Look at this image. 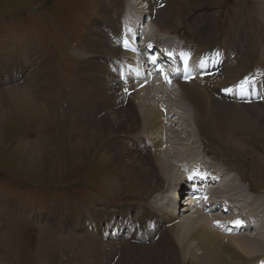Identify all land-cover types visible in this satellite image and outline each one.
Here are the masks:
<instances>
[{
	"label": "rangeland",
	"instance_id": "obj_1",
	"mask_svg": "<svg viewBox=\"0 0 264 264\" xmlns=\"http://www.w3.org/2000/svg\"><path fill=\"white\" fill-rule=\"evenodd\" d=\"M107 1L109 0H0V75L5 77L10 75L7 70L18 68L19 65L25 66L19 67L24 73L19 74L18 78L12 75L7 85L0 86V264H94L95 259L96 264H118V259L122 256H115V253L110 255L109 250L106 251L107 244L117 245L119 241L126 240L119 244L122 252L123 248L133 247L137 242L149 247L162 239L164 223L160 226L154 221H148L146 225V221L141 218L145 214L139 212L138 207L164 208L161 199L167 200L166 191L171 188L167 178L162 177V181L149 185L143 176V168L148 170L149 178L151 159L143 162L136 159L135 162L140 165L135 166L131 164L130 157L125 156L121 160L116 149L108 145V141L114 137L110 132L111 128L106 129V134L110 136L105 138L97 125L85 132L83 124L78 122V108L73 96L78 78H82L78 72L88 68L82 64L81 58L89 49L88 38L105 37L110 38L111 42L116 39L111 29L107 33L104 26L106 24L98 21L102 5ZM123 2L131 7L120 8L119 27L123 22H130L132 16L133 20L138 19L137 6L144 5V0H140V4L136 0H113L111 3L115 6V3ZM149 3L155 8L156 3L152 0ZM168 4L173 11L170 31L176 21L187 18V23H190L196 16H201L202 32L193 40L195 53L201 50L215 51L219 47L225 49H220L222 53H227L224 47L232 31L236 29L238 32L236 42H241V38H246L245 34L247 35L244 46L238 47L241 61L235 65L239 73L237 82L234 86L216 87L219 94L225 93L228 87L233 91L237 86H245L246 81H249L250 87H258L261 80L259 75L264 76V8L260 6L259 0H168ZM132 7L136 15L132 13ZM31 50L36 51L37 55L34 56ZM5 53L6 57L3 56ZM198 54L201 58V53ZM18 56L24 58L19 59ZM222 58L223 61L218 60L219 68L225 61V57ZM5 60L9 62L4 63ZM119 61L120 59L113 61L114 67L122 66ZM114 67L105 71L94 64L87 70H99L102 74L109 75ZM194 70L199 71L197 67ZM249 70L251 71L245 74ZM102 74L93 79L88 78L87 81L105 86ZM109 78L113 81V77ZM209 78L221 79L218 76ZM113 88L112 86L109 97L113 94ZM171 91L173 94L178 93L176 88ZM123 92L127 96V90ZM95 95L96 92H87L88 104L97 106L103 102L102 98ZM256 95H261L260 90ZM234 98L236 97L233 96L232 99ZM67 100L72 101L71 106L66 107L72 111V117H62L58 112L65 110L59 106ZM114 102L111 103L110 114L112 110L119 108ZM131 103L130 106L135 105L132 101ZM125 104H121V107L130 109ZM167 104L170 106V102ZM97 109L91 107L88 118ZM135 113L139 116L137 111ZM110 116L113 118V115ZM172 120L170 131L163 137L164 140L171 134L172 137L176 135L172 139H175L177 145L173 143L171 147L178 148L180 152L187 149L186 152L193 153L195 158L197 149L206 146L201 141L202 138L208 139L211 145L209 150L212 151L204 153L212 155L206 156L208 167L222 165L219 168L226 171V177L235 171L230 177L236 178V185L241 188V192L247 196H255L246 193L241 185L244 182L245 187H250V191L264 198V138L252 132L238 131L232 133L231 145L224 144L215 131L199 136L192 119L188 125L174 121V117ZM139 126L135 133H141L143 123L140 122L137 127ZM65 130L66 133L62 135ZM126 132L124 134H134V129ZM218 133L224 134L222 131ZM141 147L145 150L143 145ZM145 151L154 152L155 149L151 144ZM222 153L229 159H224ZM169 161L175 165L173 173L176 170L178 172V163L183 161V157H174L173 161ZM239 177L242 178L241 181ZM181 179V174L180 177L176 176L173 184H179ZM223 187L216 190V194L224 190L225 186ZM175 192L176 190L170 192L172 195L169 201ZM153 194V200L148 203ZM185 197L186 194L182 198V204L187 208L191 197ZM223 205L220 204L219 210L225 212L227 208L222 207ZM195 209L193 212L189 208L188 212L176 217L174 222L178 218L182 221L192 219L197 211L204 213L196 207ZM263 209L261 207V212H264ZM122 212L126 213L120 215ZM116 213L117 216L113 217ZM93 216L108 218L105 221H95ZM111 217L112 220H124L116 221L122 229L121 233L116 234L117 237L111 236L113 230L110 233ZM168 217L169 215L166 219ZM90 218L92 227L95 226L94 231L84 230L83 224L79 228V223L90 221ZM127 219L143 221V227L139 223L133 228V224ZM154 225H157L158 230H155ZM212 228L217 229L213 225ZM123 229L127 232H123ZM132 233L137 234L134 238L137 242L127 245L126 242L133 238ZM91 234H94V239L88 240L87 246L86 235ZM259 234L256 232L252 236ZM128 236L131 237L126 239ZM162 247L169 249L165 245ZM131 263L133 262L129 259V264ZM173 264L196 263L177 254Z\"/></svg>",
	"mask_w": 264,
	"mask_h": 264
},
{
	"label": "bare ground",
	"instance_id": "obj_2",
	"mask_svg": "<svg viewBox=\"0 0 264 264\" xmlns=\"http://www.w3.org/2000/svg\"><path fill=\"white\" fill-rule=\"evenodd\" d=\"M139 1L140 0H136L138 4H140ZM111 2H113V0H109L102 5V12L100 13L98 21L99 23L106 24L104 25L105 29H111L112 34L116 39L111 42L110 38L106 39L105 37L88 38L89 49L81 56L83 59L82 64L88 68L93 67L94 64H98L101 69H105L106 71L108 68L114 67V60L120 59L119 63H123L130 54V50L124 44L123 37L119 33L121 27L118 26L120 8L122 6L126 8L127 5L126 3L124 4V2L123 4L115 3V6L117 7L116 10V7L113 6ZM144 3L149 7H144V5L137 6L138 13L142 16H148V12L150 11V14L153 13L155 8L149 3V0H144ZM259 4L264 8V0H259ZM262 14L264 15V12ZM172 19L173 11L169 8L168 0H165V5L163 7L160 6V10H158L154 29L159 31V33L161 32L164 36L169 35L171 32L169 30L170 25L173 22ZM164 30L165 32H162ZM244 32L247 33V31ZM139 34L142 35L141 32H139ZM245 36L247 38L246 34ZM229 37L230 38H228L227 44L224 47L227 49V53L221 52L220 49H222V47L216 48L215 51L211 50L206 52L201 50L197 53H193L194 61L189 63L190 68L192 69L191 76L193 78L189 83H173L176 85V91L178 93H169L171 99L168 102H170V106H168L167 102H162V106L165 110L162 112L167 113V115L170 116V123L173 121V117L175 118L174 121L183 124L187 123V125L190 122V119H192L195 129L198 130L199 136L203 137L205 133L215 131L217 133L216 136L222 138L224 144L231 145V137L238 131L252 132L257 136L264 138V106L260 104L264 101V76L259 75L261 80L259 81L258 87L252 88L248 84L249 81H246L244 83L245 86H237L234 89L235 91L230 90L231 87H228L225 93H218L216 87L221 85L234 86V83L237 82V76L239 73L238 67L236 66L237 68H235V65L241 61L238 47L244 46V41L246 40V38H241V42H236L238 37L236 29L231 32ZM232 43H234V45H231ZM230 46L232 47L229 48ZM31 52L34 56L37 55L36 51L31 50ZM199 52L201 53V58H199ZM5 55L6 53L3 54V56ZM222 57H225V61L223 64L221 63L222 67L219 68L218 64L220 62H218V60L223 61ZM17 58L22 59L24 57L18 56ZM30 58L31 57H29V59ZM5 62H9V60H5L4 63ZM27 65L28 68H31L30 64ZM19 67L24 68L25 66L19 65ZM19 67L7 70V72L10 71L7 73L10 75L5 77L0 75V86L7 85V82L12 75L18 78L17 76L19 74H23L24 72ZM121 67L122 66L119 65L118 68L117 66L112 68V74L109 75H104V73L102 74L99 70L89 72L87 70L88 68L84 69L82 72H78V75L82 78H78L77 88L75 89L73 96L78 108L77 117L80 119L78 122L83 124L85 132L90 131L92 127L97 125L98 129L100 127L101 130L99 129V131L104 134L105 138H107L106 136H110L109 134H106V129L111 128L110 132L112 133V137H114L108 141V145L116 149L114 150L117 151V155L120 156L121 160H123L125 156L128 158L130 157L131 164L135 166L136 164H139L135 162L136 159L141 160V162L149 161L151 159V162L149 163L151 171L149 178L147 174L148 170L143 168V176L147 179L148 184L151 186L154 183L157 184L163 180L162 177H165L167 178L166 180H168L169 185H171V188L166 191L168 194L167 200L161 199L163 200L162 207L164 208H159L158 206L138 207L139 212L145 214L141 218L146 221V225L148 221H154L153 223L156 222L160 226L164 223L163 227L165 230H162L161 232L162 239L159 237L160 240L157 243L155 242L147 247L142 243L137 244L138 242L136 241V243L134 240L137 234L132 233L131 236H133V238H130L131 236L126 237V239L130 238L126 244L130 245L132 242H135L136 244L133 247L129 246L128 249L123 248L122 252H120L121 248L119 247V244L122 241H126L122 240L119 241L117 245L113 243L107 244L108 247L106 248V251L108 252L109 250L108 253L110 255L115 253V256L116 254L122 256L121 259L119 257L118 264H123L127 257L125 264H129V259L133 262L131 264H173L177 254H182L184 259L188 257L196 264H264V212H261L260 210L261 207H264V198L258 197L257 195H245L241 192V188L236 185V178L234 177L233 179V176L230 177L231 173L233 175L235 171L230 172L229 177H226L227 173L226 175L224 173L226 171L222 169L220 170L222 165L214 167H211V165L208 167V158L204 157L202 160L198 153H196L197 156L195 157L198 162V167L193 169L189 175L190 179L199 176L198 185L192 186L190 179L189 183L183 181L179 182V184H173L176 182V176L180 177V174L177 170L173 173L175 165L169 160L173 161L174 157L181 156L183 157V161L185 160L187 162L186 158L190 155L192 156L193 153L186 152L187 149L184 152H180L178 148L171 147L173 143L176 144L174 142L175 139H172L176 135L173 137L171 135L166 143L161 138L170 131L171 127H166L161 119L162 114L159 111L160 109H155L152 103L155 100L154 91H168V89L165 85L157 84L156 80L152 81L153 90L147 89L146 86L137 90L132 89L122 83V77L119 74ZM195 67H197L199 71H195ZM171 71L173 72V70ZM211 71H219V73H215L213 76H218L221 79L209 77L204 78L203 74ZM250 71L251 70L245 74H248ZM101 74L107 90L101 83H91L87 81L88 78L93 79ZM245 74H243V76ZM109 77H113V81ZM112 86L114 87L113 94L109 97ZM119 87L122 88L120 89ZM124 90H127V96L124 94ZM258 90H260L261 98L256 95ZM86 91L89 93L96 92V95L102 98L103 102H100L97 106L88 104V99L86 100ZM233 96L236 98L232 99ZM256 98H258V100H255ZM114 101H117V103ZM131 101L135 104L134 106H130L132 104ZM112 102L117 104L119 108L112 110V113L110 114L109 111H111L110 107H112ZM125 103H127L130 109L127 107H121V104ZM71 104L72 101L67 100L59 106L65 109L61 110L63 111L62 117H72V111L69 108H66L67 106H71ZM91 107H97L98 109L96 111L94 110L95 113L93 112V116L90 115L92 116L91 118H88V112ZM134 108L137 109L136 111L139 116L136 115V111L133 110ZM110 115H113V118H111ZM59 117L61 116L59 115ZM95 120L100 121L101 123H97ZM140 122L143 123L141 133H135L140 128V126L137 127ZM122 129L126 130L122 131ZM128 129H134L135 136H133L134 134H124ZM66 131L67 130H65L62 135H64ZM221 131L224 132V134L220 135L218 133ZM141 134H143V136ZM127 138H130L131 140ZM123 144H125V147ZM151 144H153L155 151L146 152L145 150H148ZM166 144H170V146L168 145L167 149H164ZM142 145L145 150H142ZM203 169L205 170L204 173H202ZM235 176H237V174ZM209 179L212 180V183L208 181ZM241 180L242 178L239 177V181ZM217 183L220 184L218 187H216ZM223 186H225L224 191L227 193L224 196H221L219 192V196L216 197V190L224 188ZM179 188H188V192L194 194L195 197L197 194H200V196L208 194L209 196L205 197L206 202H203V199L192 198L191 195H189L191 197L189 198L190 202L187 205V208H185L182 204V198L184 196L179 198L176 195ZM174 190H176L174 194L176 197L174 199L175 204L173 205L171 204L172 200L169 201V198L170 195H172L170 192ZM186 197H188V195H186ZM185 198L183 200H185ZM177 204H179L181 208H179L178 211L174 208ZM220 204L227 205V207H225V209L227 208L225 212L219 210ZM195 207L197 210L204 211V213L202 214L197 211L192 219L186 218L182 221L178 218L176 222H174L176 217L182 216L183 212H188L189 208L193 212L194 210L196 211ZM212 212H215V214H212ZM123 213L126 212H122L120 215H124ZM174 213H176V216ZM167 215H169V217L166 219ZM114 216H117V213L114 214L113 217ZM136 216L138 217V215ZM94 217L95 216L92 218ZM113 217L110 218V233L111 230H113L111 236L117 237L116 234L121 233L122 229H120L118 222L116 221L124 222V220L120 218L118 220H112ZM92 218L89 219L90 221L87 220L86 222L79 223V228L82 227L83 224L84 230L89 229L90 231H94L95 226L92 227ZM107 218L101 219L98 216L95 217L94 220L105 221ZM127 221H131L133 228L139 223L143 227V221H132L130 219H127ZM214 222H222L226 228L223 230L212 228ZM248 222H251L252 226L250 228L247 226ZM167 225L169 226L168 228ZM154 226L155 230H158L157 225ZM123 230V232H127L125 229ZM256 232H259L260 234L252 236L253 233ZM86 236V245L89 246L88 240L94 239V234ZM116 240H118V238ZM95 242L97 241H94V243ZM176 244L178 245L176 246ZM162 245L169 247V249L163 248ZM94 262V264H96L97 260L95 259Z\"/></svg>",
	"mask_w": 264,
	"mask_h": 264
},
{
	"label": "clouds",
	"instance_id": "obj_3",
	"mask_svg": "<svg viewBox=\"0 0 264 264\" xmlns=\"http://www.w3.org/2000/svg\"><path fill=\"white\" fill-rule=\"evenodd\" d=\"M152 2L156 3L153 13L149 14L148 16H142L138 13L137 9V13L139 14L138 19L133 20L132 16L130 22H123L121 24V30L119 33L123 37L124 44L130 50V54L122 63V67L120 68L119 74L122 77V83L132 89L137 90L143 86H146L147 89L153 90V80H156L157 84L159 83V85L162 84L167 87L168 91H154L155 100L153 101L152 105L155 109H160L159 111L162 114L161 119L165 123L166 127L170 128L172 125L169 122L170 116H168L167 114L165 116V114L162 112L165 111L162 106V102H168L171 99L169 93H172L171 89L176 88V85L172 87L173 83L185 84L189 83V81L193 78L191 76L192 69L190 68L189 63L194 61L193 40L198 34L202 32V27L200 26L202 18L201 16H196L190 23H187V18H183L181 21L178 22L176 21L174 27L172 28L173 30L171 29V34L164 36L159 32L157 33V31L154 29V23L156 22L157 13L158 10H160V6L163 7L165 5V0H152ZM126 5V8L131 7L130 4ZM144 7L148 8L149 6L144 3ZM131 11L133 14H135V9L133 7ZM109 31L110 30L107 29V33ZM139 32H141L142 35H140ZM159 50H167L168 53L169 51L174 53H171V57H168V55H163L162 53L158 54ZM153 58H155V63H153ZM171 70H173V72ZM215 73H219V71H211L209 73L203 74V76L204 78L212 77ZM255 100H258V98H256ZM260 104L264 106V101H262ZM59 112L63 113V111L61 110ZM171 135H169L164 140L163 137L165 135L161 138L166 143ZM201 141L203 143H206V146H202V148L197 149V151L199 156L201 158H204L209 155L208 153L212 152L211 150H209L211 145L209 144V141L206 138H202ZM206 151H208V155L204 154ZM222 157L226 160L229 159V157L224 156V154L222 155ZM186 159L188 161L187 163H185V160L178 163V172L183 177V179H181V182L186 181L187 183H189V175L191 174L193 169L198 167V162L197 159H195L194 156L191 155L188 156ZM204 171L205 170L203 169L202 173H204ZM190 180L192 186H196L198 185L199 176L194 177ZM208 181L212 183L211 179H209ZM219 185L220 184L217 183L216 187H218ZM241 185L247 194L257 195L254 191L249 190L250 187H245L244 182L241 183ZM177 191V197L179 198H182L184 194H186L188 196L191 195L192 198L203 199V202H206L205 197L209 196L208 194L204 196H200V194H197V196L195 197L194 194H190L188 192V188H179ZM226 193L227 192L222 189L220 195L224 196ZM154 196L155 194L150 197V200L148 199V203H151ZM215 196L218 197L219 193L217 192ZM173 201L174 193L171 204H173ZM223 206L226 207V205ZM174 208L178 211L180 208L179 204H177V206H174Z\"/></svg>",
	"mask_w": 264,
	"mask_h": 264
},
{
	"label": "snow or ice",
	"instance_id": "obj_4",
	"mask_svg": "<svg viewBox=\"0 0 264 264\" xmlns=\"http://www.w3.org/2000/svg\"><path fill=\"white\" fill-rule=\"evenodd\" d=\"M153 63H155V58H153ZM203 66V65H202ZM167 79V78H166Z\"/></svg>",
	"mask_w": 264,
	"mask_h": 264
}]
</instances>
